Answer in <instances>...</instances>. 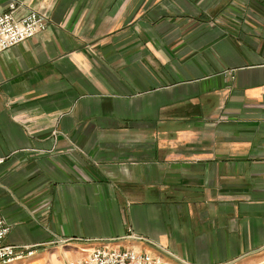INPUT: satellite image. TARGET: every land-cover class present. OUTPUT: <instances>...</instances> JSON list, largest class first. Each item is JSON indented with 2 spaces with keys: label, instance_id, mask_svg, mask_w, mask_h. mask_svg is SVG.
Listing matches in <instances>:
<instances>
[{
  "label": "crops",
  "instance_id": "0c3cea01",
  "mask_svg": "<svg viewBox=\"0 0 264 264\" xmlns=\"http://www.w3.org/2000/svg\"><path fill=\"white\" fill-rule=\"evenodd\" d=\"M17 1L49 24L0 53V264H262L264 3Z\"/></svg>",
  "mask_w": 264,
  "mask_h": 264
},
{
  "label": "rangeland",
  "instance_id": "374dc122",
  "mask_svg": "<svg viewBox=\"0 0 264 264\" xmlns=\"http://www.w3.org/2000/svg\"><path fill=\"white\" fill-rule=\"evenodd\" d=\"M261 3H264V0H257ZM28 17H32L27 20H31L32 22L29 24L27 20H25ZM10 20L12 25L15 29H19V31H25L27 29H30L31 34L30 36L24 37L20 39L19 41H16L12 45L0 48V53L5 51L6 49H9L16 44L22 43L42 32H44L49 24V18L46 13H42L38 10L27 8V7H19L17 0H10V2L7 4L5 11L0 13V20ZM40 19V20H39ZM11 25V24H10ZM14 28H12L14 30ZM8 41V40H7ZM9 230V224L6 222V220L3 218V216L0 214V263H9L12 260L19 258L23 255L30 254V250L28 246H17V245H10V244H4L3 239L5 238L7 232ZM130 237V235H127ZM143 239V238H142ZM146 242L152 244L149 240H145ZM106 250H102L104 252H108L107 250L124 253L125 258L123 260L117 259L113 264H133L130 260L133 258L132 261H137V258L140 257L141 261H145V264H166L163 262L160 257L158 256H152L150 254H147L145 252H140L135 250L131 247H119L115 245L109 244V242L101 240L97 242V245L89 250H84V254L71 262H68L66 264H76L77 262L83 261L87 258V255L90 251L95 249H103L106 248ZM8 250V251H7ZM128 254H130L132 257L128 258ZM264 264V260L263 263Z\"/></svg>",
  "mask_w": 264,
  "mask_h": 264
},
{
  "label": "built area",
  "instance_id": "2783aa9c",
  "mask_svg": "<svg viewBox=\"0 0 264 264\" xmlns=\"http://www.w3.org/2000/svg\"><path fill=\"white\" fill-rule=\"evenodd\" d=\"M30 18L32 17H28L25 20ZM31 20H27L29 24L32 22ZM12 28H14V26L12 25L10 20H5V19L0 20V48L8 47L13 43H15L16 41H19L24 37L30 36L31 34L30 29L21 32L19 31V29L17 30L14 28L13 30ZM106 249L107 247L103 249L92 250L89 252L85 260L77 262L76 264H113L112 262H114L115 260L117 259L123 260V258H125L124 253L126 252L119 253L110 250H107L108 252L102 251ZM131 257L132 256L128 254V258ZM133 258L130 260L131 262H133V264H145V261H141L140 257L137 258V261H132Z\"/></svg>",
  "mask_w": 264,
  "mask_h": 264
}]
</instances>
